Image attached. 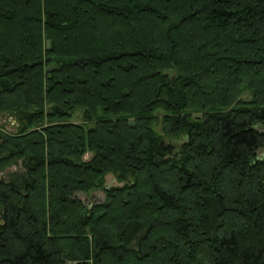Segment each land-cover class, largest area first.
Instances as JSON below:
<instances>
[{
  "label": "trees",
  "instance_id": "1",
  "mask_svg": "<svg viewBox=\"0 0 264 264\" xmlns=\"http://www.w3.org/2000/svg\"><path fill=\"white\" fill-rule=\"evenodd\" d=\"M0 114V264H264V0H0Z\"/></svg>",
  "mask_w": 264,
  "mask_h": 264
},
{
  "label": "rangeland",
  "instance_id": "2",
  "mask_svg": "<svg viewBox=\"0 0 264 264\" xmlns=\"http://www.w3.org/2000/svg\"><path fill=\"white\" fill-rule=\"evenodd\" d=\"M242 97L245 100L250 99L249 93H244ZM81 116H82L81 111L77 110L73 114L71 121L74 123H82V117ZM17 126H18V124H17L14 117H12L8 114H0V129H3L4 131H6L8 133H14L17 129ZM262 129L264 130V124H263ZM156 131L159 133V128H157ZM166 139L172 143H175L176 147H178V145H181V143H183V141H184L183 136H181L179 138L169 137ZM263 154H264V150H261L258 152L259 156H261ZM90 157H91L90 154H86V155H84V160H89ZM18 168H19V166H11V167L7 168L5 171L0 172V178L7 179V177H8L7 175L11 172L18 170ZM123 184L124 183L118 182L116 180V178L114 177V175L111 173L106 174L104 177V185L107 187L122 186ZM76 196L79 199H81L87 205H91L94 202H101L104 199V194L102 193L101 190H96V191H94L90 194H87V195L82 194V193H77ZM67 264H73V263L67 262Z\"/></svg>",
  "mask_w": 264,
  "mask_h": 264
},
{
  "label": "water",
  "instance_id": "3",
  "mask_svg": "<svg viewBox=\"0 0 264 264\" xmlns=\"http://www.w3.org/2000/svg\"><path fill=\"white\" fill-rule=\"evenodd\" d=\"M50 47V44L49 43H47V48H49ZM50 110V108H47V111H49ZM132 123H130V125H131ZM66 255H63V259L64 260H66Z\"/></svg>",
  "mask_w": 264,
  "mask_h": 264
}]
</instances>
